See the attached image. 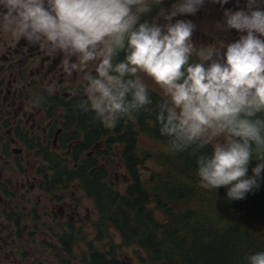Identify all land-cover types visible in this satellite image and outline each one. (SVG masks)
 <instances>
[{"label": "clouds", "instance_id": "9594fccd", "mask_svg": "<svg viewBox=\"0 0 264 264\" xmlns=\"http://www.w3.org/2000/svg\"><path fill=\"white\" fill-rule=\"evenodd\" d=\"M223 6L228 0H209ZM162 0H0V29L28 45L62 54L63 70H86V99L79 104L107 128L141 110L156 112L160 135L171 150L207 145L197 156L200 187H225L227 201L259 189L264 172V0H247L242 10L223 13L219 32L246 33L227 45L197 48L196 26L173 17L195 15L205 0H177L162 9V25L140 17ZM223 50V51H222ZM123 52V59L117 57ZM199 57L191 62L193 54ZM75 58V62H71ZM150 81L162 95L152 107ZM51 91V90H50ZM260 114V115H258ZM252 160L259 161L248 175ZM264 264V252L246 257Z\"/></svg>", "mask_w": 264, "mask_h": 264}, {"label": "flooded vegetation", "instance_id": "af4514ba", "mask_svg": "<svg viewBox=\"0 0 264 264\" xmlns=\"http://www.w3.org/2000/svg\"><path fill=\"white\" fill-rule=\"evenodd\" d=\"M246 3L228 0L221 6L205 0L195 15L173 17L171 23L191 21L196 26L191 42L197 48L227 45L246 33L219 32L215 25L223 22L226 10H242ZM173 4L162 0L139 23L162 25L160 12ZM203 20L209 23L204 32ZM63 59L0 29V264H92L91 246L97 242H90L85 229L97 235L98 213L88 190L103 193L107 185L117 191V175L113 179L111 172L124 169L121 143L107 148L121 140L120 130L116 135L79 107L87 98L84 76L95 75V65L69 75ZM193 60H199L195 53ZM145 82L149 93L162 99L158 88Z\"/></svg>", "mask_w": 264, "mask_h": 264}, {"label": "trees", "instance_id": "16d2710c", "mask_svg": "<svg viewBox=\"0 0 264 264\" xmlns=\"http://www.w3.org/2000/svg\"><path fill=\"white\" fill-rule=\"evenodd\" d=\"M149 94L155 108L161 99ZM78 117L83 125L81 113ZM90 124L95 126L94 121ZM159 128L156 112L144 110L112 127L122 136L107 148L121 143L119 157L130 183L121 194L107 185L103 193L88 190L98 213L93 242L105 241L103 251L91 246L92 264H121L119 253L129 247L140 250L143 255L138 262L142 264H247V256L264 252V172L259 189L243 200L229 202L225 187L216 192L200 187L197 156L210 154L212 146L196 155L191 148L173 152ZM139 136L154 150L142 153ZM145 161L156 170L143 180L140 168ZM257 163L250 162L249 176ZM155 212L163 216L162 221L155 218ZM110 230L118 234V244L112 243Z\"/></svg>", "mask_w": 264, "mask_h": 264}, {"label": "rangeland", "instance_id": "374dc122", "mask_svg": "<svg viewBox=\"0 0 264 264\" xmlns=\"http://www.w3.org/2000/svg\"><path fill=\"white\" fill-rule=\"evenodd\" d=\"M175 3H177V0H175ZM200 25H201L202 31L204 32L206 30V28H208L209 23L207 21L203 20ZM155 89H157V88H155ZM157 91H159V90L157 89ZM159 94L161 95L160 92H159ZM138 148L142 153H144V152L147 153V152L154 150L152 145L146 140V138H143L142 136L138 137ZM154 170H156L154 164L152 162H146L145 161L144 164L140 168V175H141L142 179L146 180L149 177V174ZM115 174L117 175L115 177V180H113L116 182L115 187H116L117 191L120 192V194L124 193L125 188L129 184L128 183L129 181L127 180V175H126V173L122 167L120 169H117L115 172H111L113 179H114ZM86 204L91 205L89 202H87ZM154 215H155V218L157 220H160V221L163 220V216L160 213L155 212ZM85 233L88 234L87 238L90 240V242H92L93 237H94L93 230H91V228L88 227L85 229ZM109 235L111 237L112 243L118 244L120 242V238L114 230H110ZM104 243H105V241H104ZM104 243H102V244L97 243L93 246H94V248L100 249L103 251L104 250V248H103ZM82 249L83 248H81V250ZM142 255L143 254L136 247L124 248L121 250V253H119V260L124 261L126 264H142V263L138 262V258L141 257Z\"/></svg>", "mask_w": 264, "mask_h": 264}]
</instances>
